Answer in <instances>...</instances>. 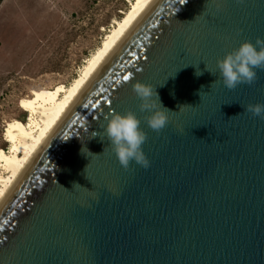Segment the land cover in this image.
<instances>
[{
    "label": "water",
    "instance_id": "obj_1",
    "mask_svg": "<svg viewBox=\"0 0 264 264\" xmlns=\"http://www.w3.org/2000/svg\"><path fill=\"white\" fill-rule=\"evenodd\" d=\"M258 37L264 0H159L2 208L0 264H264V119L243 110L264 103V71L228 90L216 69ZM136 82L172 111L159 132ZM126 112L147 135V169L125 170L93 138Z\"/></svg>",
    "mask_w": 264,
    "mask_h": 264
},
{
    "label": "rangeland",
    "instance_id": "obj_2",
    "mask_svg": "<svg viewBox=\"0 0 264 264\" xmlns=\"http://www.w3.org/2000/svg\"><path fill=\"white\" fill-rule=\"evenodd\" d=\"M133 0H0V149L32 91L68 87Z\"/></svg>",
    "mask_w": 264,
    "mask_h": 264
},
{
    "label": "bare ground",
    "instance_id": "obj_3",
    "mask_svg": "<svg viewBox=\"0 0 264 264\" xmlns=\"http://www.w3.org/2000/svg\"><path fill=\"white\" fill-rule=\"evenodd\" d=\"M158 1L133 0L68 87L59 85L53 90L32 91L31 99L22 105L27 113L26 125L17 120L6 125L3 135L9 149L7 153L0 149V213L89 86Z\"/></svg>",
    "mask_w": 264,
    "mask_h": 264
},
{
    "label": "clouds",
    "instance_id": "obj_4",
    "mask_svg": "<svg viewBox=\"0 0 264 264\" xmlns=\"http://www.w3.org/2000/svg\"><path fill=\"white\" fill-rule=\"evenodd\" d=\"M216 69L219 72L220 83L228 90H233L241 84L253 85L258 78L257 71H264V39L258 37L254 44L247 41L241 43L238 48L226 53L223 59L216 61ZM205 70L208 71L206 66ZM202 74L201 71H196L195 73L197 77ZM215 82L216 80L213 83ZM132 91L140 101L139 111L150 113L145 120L148 128L154 132L162 130L169 122L167 113L172 111L163 107L156 90L151 85L136 82L132 85ZM153 97L155 99H152ZM243 110L250 112L253 116L264 119V103L249 104L244 106ZM105 120L106 125L103 128V132H94L93 138L99 137L100 139V137H105L110 143L119 165L125 170L129 168L132 162L147 169L150 166L149 161L142 150V145L145 143L147 135L140 128V119L134 113L126 112L124 114H109L105 117ZM100 141L103 142L101 139ZM100 154L92 155L98 156ZM87 167L88 165L84 169L86 179L85 170ZM74 185L81 187L79 184L74 183ZM65 190L68 191L67 189Z\"/></svg>",
    "mask_w": 264,
    "mask_h": 264
}]
</instances>
